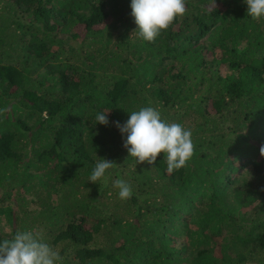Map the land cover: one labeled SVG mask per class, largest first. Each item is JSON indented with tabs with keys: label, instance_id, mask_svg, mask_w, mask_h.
I'll list each match as a JSON object with an SVG mask.
<instances>
[{
	"label": "trees",
	"instance_id": "16d2710c",
	"mask_svg": "<svg viewBox=\"0 0 264 264\" xmlns=\"http://www.w3.org/2000/svg\"><path fill=\"white\" fill-rule=\"evenodd\" d=\"M130 4L0 0V241L32 231L63 264H264V18L187 0L147 42ZM149 106L191 130L185 167L128 156L113 122ZM98 159L117 166L94 184Z\"/></svg>",
	"mask_w": 264,
	"mask_h": 264
},
{
	"label": "clouds",
	"instance_id": "9594fccd",
	"mask_svg": "<svg viewBox=\"0 0 264 264\" xmlns=\"http://www.w3.org/2000/svg\"><path fill=\"white\" fill-rule=\"evenodd\" d=\"M247 15L253 20L264 18V0H244ZM131 16L134 19L138 36L153 42L162 32L167 31L178 17L187 11V0H131ZM8 109H0L3 114ZM99 113L98 124L107 126V114ZM96 123V124H97ZM120 133L126 134L123 146L128 156L137 164L152 165L161 154L166 156L167 171L185 167L194 154L195 146L191 130L181 124L167 122L155 107H142L128 114L124 124L113 122ZM264 157V145L260 147ZM117 166L107 159H98L89 177L90 183L104 180L109 169ZM113 186L118 189V197L127 200L132 196L131 186L122 179H116ZM64 257L51 245L44 242L32 231L16 232L11 239L0 241V264H63Z\"/></svg>",
	"mask_w": 264,
	"mask_h": 264
},
{
	"label": "rangeland",
	"instance_id": "374dc122",
	"mask_svg": "<svg viewBox=\"0 0 264 264\" xmlns=\"http://www.w3.org/2000/svg\"><path fill=\"white\" fill-rule=\"evenodd\" d=\"M249 168H247L246 170H244L245 173L249 174Z\"/></svg>",
	"mask_w": 264,
	"mask_h": 264
}]
</instances>
